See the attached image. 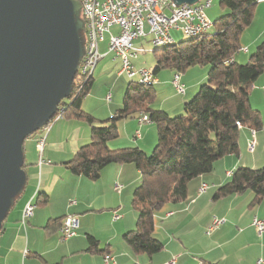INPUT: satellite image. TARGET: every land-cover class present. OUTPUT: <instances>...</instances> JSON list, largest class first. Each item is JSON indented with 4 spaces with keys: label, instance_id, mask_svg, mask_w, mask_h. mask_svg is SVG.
I'll return each mask as SVG.
<instances>
[{
    "label": "crops",
    "instance_id": "obj_1",
    "mask_svg": "<svg viewBox=\"0 0 264 264\" xmlns=\"http://www.w3.org/2000/svg\"><path fill=\"white\" fill-rule=\"evenodd\" d=\"M258 3L254 15H258L259 23L264 26V1ZM206 71L207 67H193L181 72L184 94L177 93L171 83L173 71H160L153 85L156 105L151 103V106L171 116L181 112L183 103L204 82ZM259 85L263 95L264 80ZM89 97L83 98L81 107L97 118L110 117L119 107L118 102H107L104 97L106 103L103 104L100 99L103 107L100 117L89 107ZM259 112L262 126L255 132L252 152L247 149L250 129L241 127L238 156L229 154L215 161L210 172L188 183L184 200L166 203L155 213L153 236L163 243V249L150 256L133 252L122 239L135 225L128 200L139 182V170L129 163L109 164L96 180L70 173L64 163L73 157L79 146L89 141V126L76 118L56 120L45 135L41 153L37 149L38 133L27 138V146L24 141L27 181L20 200L15 202L2 224L0 264H102L105 253L111 254L116 264H165L173 256H176V264H198L200 258L215 264H264V231L259 234L252 225L254 216L264 221V197L251 204L253 192L247 190L213 199L216 189L229 179V172L238 165L264 166V107L259 108ZM138 117L119 122L124 138L110 140L109 148L136 146L150 150L156 139L155 126ZM39 157L43 160L41 163ZM115 182L122 185L120 192L113 189ZM201 182H205L207 188L199 194L197 188ZM40 193L47 196V202L36 204L33 215L23 225L20 220L25 203L31 198L35 202ZM113 210L118 211L119 219L112 220ZM68 214L77 218L78 227L74 236L62 239L59 228L51 222ZM213 216L224 218L225 222L206 234ZM49 223L51 227H46ZM88 234L97 240V249L106 252L87 250Z\"/></svg>",
    "mask_w": 264,
    "mask_h": 264
},
{
    "label": "trees",
    "instance_id": "obj_2",
    "mask_svg": "<svg viewBox=\"0 0 264 264\" xmlns=\"http://www.w3.org/2000/svg\"><path fill=\"white\" fill-rule=\"evenodd\" d=\"M219 4L226 12L212 21V33L152 50L154 78L161 69L181 73L190 66L209 65L206 81L183 103L180 115L171 116L151 106L156 96L154 84L145 85L130 79L124 89L121 107L99 121L81 107L91 88L92 74L85 78L77 73L69 96L61 100L50 119L54 122L57 116L59 119L76 118L89 126V141L79 146L73 157L64 163L70 173L96 180L109 164L129 163L139 170L140 179L131 198L132 209L137 214L135 227L122 235L123 241L135 253L150 256L161 251L163 243L153 236L155 213L166 203L184 200L188 183L210 172L215 161L229 154L238 156L240 128L236 122L255 130L262 126L260 112L252 108L249 96L254 81L264 71V41L256 46L246 63L238 64L234 60L241 47V34L251 24L257 2L219 0ZM83 36L85 38L84 30ZM228 58L232 61L225 64L224 60ZM143 114L154 123L157 131L156 143L150 153L136 146L108 147L107 143L118 136L120 120ZM247 190L253 192L251 204L263 199L264 166L238 165L231 171L229 179L216 189L213 199ZM46 202L47 196L43 193L35 198V204ZM62 219L52 220L51 225L54 222L59 228ZM86 238L87 250L106 252L97 249V240L93 236L88 234ZM198 264L215 263L200 258Z\"/></svg>",
    "mask_w": 264,
    "mask_h": 264
},
{
    "label": "water",
    "instance_id": "obj_3",
    "mask_svg": "<svg viewBox=\"0 0 264 264\" xmlns=\"http://www.w3.org/2000/svg\"><path fill=\"white\" fill-rule=\"evenodd\" d=\"M80 8L79 0H0V230L26 185L25 139L71 92L84 54Z\"/></svg>",
    "mask_w": 264,
    "mask_h": 264
},
{
    "label": "built area",
    "instance_id": "obj_4",
    "mask_svg": "<svg viewBox=\"0 0 264 264\" xmlns=\"http://www.w3.org/2000/svg\"><path fill=\"white\" fill-rule=\"evenodd\" d=\"M257 3L264 0H255ZM81 4L80 15L84 20V54L80 60L77 73L85 78L89 77L98 60L104 56L99 51V42L103 41L104 35L108 36L107 51L111 53L113 60H119L120 67L118 74H124L131 80H136L145 85H153L156 79L152 71L147 68H137L133 60L139 52H143L142 46H137L136 41L146 39L147 35H152V42L159 46L173 44L171 30L182 31L185 35L192 37L205 34L213 26L209 19L206 9L212 5V0H199L196 3H181L175 5L172 0H79ZM115 28V30H113ZM247 51L245 47H239L237 52ZM105 53V54H106ZM232 61V58L224 60L225 64ZM171 83L179 94L185 93V87L181 82V73L174 72ZM264 92V86H263ZM110 101L111 95L108 92L105 96ZM140 121L150 122L145 114L138 117ZM59 117L55 118V121ZM54 121V122H55ZM53 122L46 123L38 130L37 149L39 153L43 150L45 135ZM238 128L242 125L236 122ZM254 128H250V138L247 141V149L253 151L255 147ZM136 132V136H138ZM43 160L39 157V163ZM230 175V172H229ZM122 185L115 182L113 189L120 192ZM207 188L205 182L197 188L201 194ZM74 203L75 201H71ZM34 200L29 199L21 214L20 222L24 225L33 215L35 209ZM112 220L120 218L117 210L111 214ZM225 222L224 218L213 216L209 225L206 227V234H210ZM252 225L257 233L264 231V221L258 216L252 218ZM78 227L77 218L68 214L63 217L59 232L62 239H67L76 234ZM258 261H261L260 259ZM102 264H116L114 257L105 253ZM165 264H176V256L171 257Z\"/></svg>",
    "mask_w": 264,
    "mask_h": 264
},
{
    "label": "rangeland",
    "instance_id": "obj_5",
    "mask_svg": "<svg viewBox=\"0 0 264 264\" xmlns=\"http://www.w3.org/2000/svg\"><path fill=\"white\" fill-rule=\"evenodd\" d=\"M258 8H259V3H257V9ZM224 12H226V9H224L220 6L219 0H212V5L206 9L207 16L209 17V19L211 21H214L217 17L222 15ZM253 17L254 18L252 19L251 24L244 29V31L242 32L241 37H240L241 47H245V48H247V51H248V49H249V51L248 52L247 51H242V52L238 51L235 53V57H237L236 62L238 64L246 63L249 59V56L254 52L256 46L264 40V39H262V38H264V31H262L264 26H263V24L259 23L258 15H254ZM113 30H115V28H113ZM213 30L214 29L212 27L209 30V33H212ZM259 33H261V34L259 35ZM171 36L173 37V40L175 43H178L182 40L189 38V36L185 35L182 31L175 30V29L171 30ZM107 43H108V36H107V34H105L103 41L99 42V44H98L99 51L101 53H103L104 56H102L98 60V62L96 63V65L93 68V75H92L93 84H92V86H91V88L87 94L88 96H90L89 97L90 98L89 99V104H90L89 107L95 111L96 115H99V116L103 115V112H102L103 107H102L101 102L103 104L106 103L104 101V97L108 92L111 95V100H110L111 103L118 102L119 107H121L124 89L130 80L124 74H121V75L117 74V71L120 67V62H119V60H113L111 53H106ZM136 45L142 46L144 51L139 52L137 57L133 60L135 67H137V68L142 67V68H147L149 70H152L154 67V59H153L152 50L155 48H160L161 46L156 45L152 42V35H147L146 39H144V40L136 41ZM238 59H240V60H238ZM193 67H195V68L207 67V71H208L209 65L208 64L195 65V66H190L187 69H190ZM168 70L169 69H161L160 71L165 72ZM207 71H206V73H207ZM263 80H264V71L254 81V83L252 85L253 87L251 89L250 96H249L250 104H251L252 108H254L258 111H259V108H260V110H262L264 107V92H263V95H261V91H260L261 86L259 85L260 82ZM205 81H206V78H205L204 82ZM204 82H202V83H204ZM153 87L156 88L155 86H153ZM198 88H199V86H198ZM198 88H197V90H198ZM196 91H195V93H196ZM100 99H101V102H100ZM154 99L151 102L153 104L155 103ZM110 101H107V102H110ZM154 105H156V104H154ZM181 113H182V110H181V112L179 110V112L177 114H173L172 116L180 115ZM93 117L99 121L106 119V118H97L95 116H93ZM119 122L117 125L118 136L116 138H114V140L115 139L116 140H123L121 138H124L123 134L121 132L120 126H119V124H120ZM155 130H156V126H155ZM156 139H157V131H156ZM156 139H155V142L151 146L149 151H145V150H143V151L150 153L152 148L154 147V145L156 143ZM28 144H29V140L26 139L25 140V146H27ZM121 148H124V147H121ZM131 198H132V193L129 196L128 207H129V209H131L134 212L135 222H136L137 214H136V211L134 209H132ZM19 200L20 199H18V201ZM134 227H135V225H134Z\"/></svg>",
    "mask_w": 264,
    "mask_h": 264
}]
</instances>
